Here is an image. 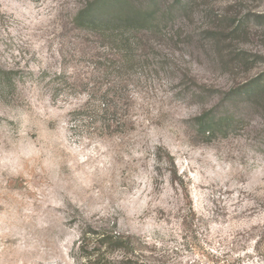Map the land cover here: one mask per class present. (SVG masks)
Masks as SVG:
<instances>
[{"label": "rangeland", "instance_id": "374dc122", "mask_svg": "<svg viewBox=\"0 0 264 264\" xmlns=\"http://www.w3.org/2000/svg\"><path fill=\"white\" fill-rule=\"evenodd\" d=\"M88 1L0 0V264H78L91 231L145 264H264V107L234 94L264 76V0H198L130 74L75 29Z\"/></svg>", "mask_w": 264, "mask_h": 264}, {"label": "trees", "instance_id": "16d2710c", "mask_svg": "<svg viewBox=\"0 0 264 264\" xmlns=\"http://www.w3.org/2000/svg\"><path fill=\"white\" fill-rule=\"evenodd\" d=\"M197 1L89 0L74 16L73 25L78 31L93 34L104 47H115L119 56L114 64L116 70H125L130 74L136 63L143 58L146 60L149 49H153L150 39L153 36L165 37L168 26L174 23L175 17L192 14ZM246 27L244 21L239 20L230 25V33L238 36L247 30ZM217 45L219 46L218 43ZM230 60L246 71L251 66L245 52L231 56ZM120 84L123 85V82ZM120 84H117L118 88ZM115 91L118 90L115 88ZM239 92L234 93L236 97L251 100L252 104L263 108L264 76L246 84ZM113 102L112 100L111 106L109 102L103 105L106 110L111 108L114 112L112 117L117 119L118 109ZM196 122L202 135L214 136L228 131L233 121L231 118H218L205 113ZM145 249L134 237L107 231H91L83 234L78 247L79 257L76 259L78 264H145V257L140 258L139 255L147 252ZM117 252H121V257L112 259Z\"/></svg>", "mask_w": 264, "mask_h": 264}]
</instances>
